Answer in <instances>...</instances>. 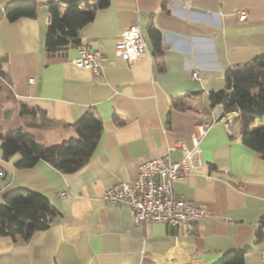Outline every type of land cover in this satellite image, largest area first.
I'll return each mask as SVG.
<instances>
[{
    "label": "crops",
    "instance_id": "obj_1",
    "mask_svg": "<svg viewBox=\"0 0 264 264\" xmlns=\"http://www.w3.org/2000/svg\"><path fill=\"white\" fill-rule=\"evenodd\" d=\"M10 1L0 0L2 128L27 123L18 112L24 103L56 121L30 130L43 144L74 135L70 124L89 108L103 130L87 163L71 173L44 160L21 168L18 153L5 159L0 150V202L5 192L23 187L47 197L56 212L48 228L27 240L0 236V264H215L236 248L246 249L244 264H264V226L256 237L264 215V159L242 143L237 110L219 119L222 105L209 106L230 66L264 53V0H109L79 29L78 45L55 51L44 47L47 4L54 0H18L35 2L37 11L13 21L4 12ZM149 23L160 33V52ZM132 25L147 52L126 62L114 47ZM80 46L105 55L97 75L71 62ZM193 70L201 80L192 78ZM200 122L210 124L197 142L200 163L173 189L205 208L203 217L188 226L135 224L126 203L102 199L112 184L133 182L143 160L166 154L179 160L180 145L192 147Z\"/></svg>",
    "mask_w": 264,
    "mask_h": 264
},
{
    "label": "trees",
    "instance_id": "obj_2",
    "mask_svg": "<svg viewBox=\"0 0 264 264\" xmlns=\"http://www.w3.org/2000/svg\"><path fill=\"white\" fill-rule=\"evenodd\" d=\"M169 0H163L165 5ZM67 3L62 13L60 6ZM109 0H54L48 2L49 22L44 39L47 51H55L69 44H79V29L93 19L96 10L105 8ZM37 5L31 1H10L5 7L9 21L21 17H34ZM148 33L154 51L160 52V33L152 23ZM0 76L4 77L0 70ZM225 86L209 94V106L222 105L219 119L229 111L237 110L240 118V137L243 144L258 152L264 159V53L245 63L230 66L224 74ZM6 85L0 79V90ZM5 91V90H4ZM8 94V93H7ZM19 116L28 118L24 126L8 129L0 124V150L7 159L18 153L17 166L31 167L44 160L63 173L81 169L89 160L100 138L103 123L92 109L86 110L70 126L74 135L59 142L43 144L30 130L54 126L56 121L39 107L19 103ZM56 215L48 198L23 187L13 188L3 194L0 202V236L27 240L34 232L46 229ZM256 237L262 236L264 215L259 219ZM245 248H236L223 254L215 264H244Z\"/></svg>",
    "mask_w": 264,
    "mask_h": 264
},
{
    "label": "built area",
    "instance_id": "obj_3",
    "mask_svg": "<svg viewBox=\"0 0 264 264\" xmlns=\"http://www.w3.org/2000/svg\"><path fill=\"white\" fill-rule=\"evenodd\" d=\"M236 14L240 20L245 19L247 15L244 10H239ZM77 52V56L71 62L77 67L88 68L97 75L106 58L105 55L86 46H80ZM114 52L118 59L126 62L135 60L147 52L145 40L137 26L132 25L119 34L115 41ZM191 76L196 80L202 79L196 70L191 72ZM28 81L31 83L33 79L29 78ZM209 126L208 122H200L196 125L192 147L180 145L179 160H172L168 154L143 160L138 164L133 182L121 180L112 184L104 190L102 199L112 203H126L132 210L135 224L165 222L188 226L192 221L203 217L207 210L176 197L173 183L186 178L189 170L200 163V149L197 142ZM174 148L175 146H171L169 149ZM262 256L264 257V252Z\"/></svg>",
    "mask_w": 264,
    "mask_h": 264
}]
</instances>
